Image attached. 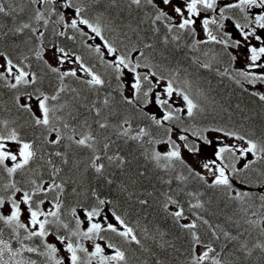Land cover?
Masks as SVG:
<instances>
[{"label": "snow or ice", "instance_id": "snow-or-ice-1", "mask_svg": "<svg viewBox=\"0 0 264 264\" xmlns=\"http://www.w3.org/2000/svg\"><path fill=\"white\" fill-rule=\"evenodd\" d=\"M0 264H264V0H0Z\"/></svg>", "mask_w": 264, "mask_h": 264}, {"label": "rangeland", "instance_id": "rangeland-1", "mask_svg": "<svg viewBox=\"0 0 264 264\" xmlns=\"http://www.w3.org/2000/svg\"><path fill=\"white\" fill-rule=\"evenodd\" d=\"M210 150V149H209Z\"/></svg>", "mask_w": 264, "mask_h": 264}]
</instances>
